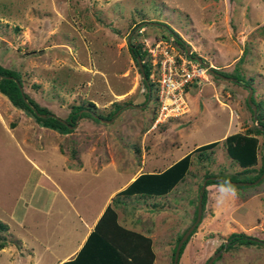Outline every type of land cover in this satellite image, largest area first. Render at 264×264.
<instances>
[{
  "label": "rangeland",
  "instance_id": "374dc122",
  "mask_svg": "<svg viewBox=\"0 0 264 264\" xmlns=\"http://www.w3.org/2000/svg\"><path fill=\"white\" fill-rule=\"evenodd\" d=\"M128 36L147 61L146 41L161 39L179 51L188 44L212 68L231 71L237 65L264 112V0H0V64L19 72L23 91L61 118L73 104L103 116L76 115L63 133L40 125L0 92V264H50L58 249L77 239L79 232L64 229L55 209L43 211L48 188L76 195L75 208L88 216L129 174L159 170L195 145L218 139L191 155L184 177L165 195L135 207L134 196L118 206L112 199L120 217L130 214L138 231L152 236L153 264H172V246L191 221L204 173L229 177L240 170L221 141L227 133H253L246 85L208 74L187 87L185 113L153 125L155 90L151 85L146 94ZM115 108L107 120L104 115ZM254 135L256 162L237 173L239 179L261 165L264 135ZM35 168L56 180L45 186ZM205 188L202 216L177 264H203L232 231L264 239V178ZM154 202L163 207L150 211ZM21 237L33 248L32 257ZM210 264H264V246L222 248Z\"/></svg>",
  "mask_w": 264,
  "mask_h": 264
},
{
  "label": "trees",
  "instance_id": "16d2710c",
  "mask_svg": "<svg viewBox=\"0 0 264 264\" xmlns=\"http://www.w3.org/2000/svg\"><path fill=\"white\" fill-rule=\"evenodd\" d=\"M169 30L175 36V39L180 42L181 39L178 33L170 27ZM127 46L131 57L135 63V55H139V58L142 60V70L144 74L142 80L145 87L147 88L146 94H148L151 92L150 90L151 85H153V82L148 80V64L147 60L143 58L145 55L144 50H142L139 45L137 46L136 44L130 41L127 42ZM183 50H185V48H183ZM189 56L192 57L195 56V54L193 52H190ZM241 58L242 53L236 59V63H238ZM212 69L221 73L224 76L234 77L235 80L233 81L238 82L242 85H246V87L250 86L249 82L241 76L237 65H234L231 71H224L216 68ZM17 83L21 85L19 72L13 68L6 67L0 64V92L6 96V98L12 105L29 112L33 116L34 120L44 127L55 129L59 132L64 133L70 130L72 126H69L68 124L73 125L74 121L72 120V118H74V116L76 115L88 116L94 120H98L100 117H103L99 113H93L90 108L84 105L73 104L70 106V110L68 111L67 115L63 118L64 121H62L54 115H48V113L52 112L45 105L39 104L25 91L21 93ZM251 90H253L252 87ZM23 96L25 98H23ZM250 99L255 104L256 109V116L255 118H253L252 109L246 102L251 112V118L256 122L252 126L253 133H240L237 131L231 132L227 133L221 141L228 156L231 157L234 161H236L237 164L240 166V170L237 171V173L248 172L255 164L257 158V137L254 134L261 133L264 135V112L261 110L259 104L253 99L252 93ZM33 109H35L36 112L45 113V115L41 116L34 112ZM116 109L117 108H115L112 112L108 113L107 115H104V117L110 118ZM218 142L219 140L216 139L197 144L190 151L182 154L176 160L172 161L169 165L159 171L140 172L123 188L119 189L115 193V195L113 196V200L120 196H126L134 193L144 195H161L168 192L179 180L184 177L190 164L191 155L194 152L210 149L214 147ZM263 165L264 153L261 155V165L259 169L255 173H253L249 178L239 179L236 177L237 173H234L229 177L222 176V178L239 181H251L258 177V175L263 169ZM212 175H217L219 177L221 176L213 172L204 173L203 178H206L205 185L209 183L233 185L232 183H227L224 180L219 181L216 179H212L210 177ZM263 178L264 175L262 178L259 179V181ZM205 197L206 188L204 187L201 197L200 217L202 216ZM195 213L196 204L194 205L192 211V218L190 223L195 218ZM196 224L193 226L191 231L188 233L187 237L181 243V246L178 251V257L182 251L185 242L189 238L190 234L194 231ZM0 226H2L1 222ZM186 227L176 236L175 242L171 249V260L175 244L180 235L186 229ZM249 244H261L262 246H264V239L245 233L243 231H232L224 237V240L218 244L216 249H219L222 246H224V249H228L233 245ZM2 245H4V243H0V247H2ZM154 256L155 254L151 248L150 237L141 232L126 228L122 224H120L117 220L116 211L110 204H107L98 219L96 220V222L94 223L92 229L87 233L86 237L84 238L82 244L77 249L75 254L72 257L61 261L59 264H153ZM218 256L219 254L216 256V258Z\"/></svg>",
  "mask_w": 264,
  "mask_h": 264
},
{
  "label": "built area",
  "instance_id": "2783aa9c",
  "mask_svg": "<svg viewBox=\"0 0 264 264\" xmlns=\"http://www.w3.org/2000/svg\"><path fill=\"white\" fill-rule=\"evenodd\" d=\"M170 43L165 44L161 39L145 43L150 55L148 80L153 82L157 101L153 125L185 113L187 87L211 74L208 66Z\"/></svg>",
  "mask_w": 264,
  "mask_h": 264
},
{
  "label": "crops",
  "instance_id": "0c3cea01",
  "mask_svg": "<svg viewBox=\"0 0 264 264\" xmlns=\"http://www.w3.org/2000/svg\"><path fill=\"white\" fill-rule=\"evenodd\" d=\"M64 167H69V166H64ZM64 167L62 166V169ZM70 167H74V166H70ZM75 168H77V170L78 169L80 170L81 168H83V166L78 165ZM163 168H161V169H163ZM35 169L38 170L39 173L43 176V184L45 186H49V184H52L56 180V179H53V178H49L48 174H46L44 170L42 172V169H37V168H35ZM161 169H159V170H161ZM159 170H140V171H138L135 174H129L127 176V178L119 186H116L113 190L110 189L108 192L104 193L105 195L103 196V198L97 201V203L95 204V207L93 208V210H91L89 212V214H87L88 216L82 215V213L78 210L79 208L78 209L75 208V206L73 204L74 203L73 202V195L74 194L71 195V197H70V194H71L70 191L67 192V191H64V189L58 187V188H55L56 192H57L56 193L55 190H52V189L48 188L50 194H45V200H43V211L45 213H48L49 211H52V209H55V211L61 215V220L60 221L63 222L62 227L64 229H68L69 233H71V232L74 233V231L75 232H77V231L79 232L77 239L75 240V242L70 244L69 247L67 246L66 248L61 249V250L58 249L59 253L55 256L53 262H51L50 264H59L61 261L65 260V259H68V258L72 257L75 254L77 249L82 244V242H83L84 238L86 237L87 233L92 229L94 223L96 222V220L98 219V217L102 213V211L105 208V206L107 204H110L112 206L113 196L115 195V193L119 189L123 188L128 182H130L137 174H139L142 171H159ZM168 192H166V193H168ZM166 193L161 194V195H165ZM75 196L76 195H74V197ZM133 196L137 198V201L132 205V206L135 207V204H137V205H139L140 203L144 204L145 201L149 200L152 196H160V195H144V194L134 193V194L126 195V196L123 195V196H120V197L116 198L115 199V203H116V205L117 204L122 205L123 202L124 203L125 202L126 203H131V199L130 198L133 197ZM47 199H48V201H47ZM84 200H86V199H84ZM152 204H153V206H152L150 211H153V210L155 211L156 209H159L160 207L161 208L163 207L160 204L157 205V206L154 205L155 202L152 203ZM57 205H59L58 208H57ZM64 208H66L67 210L64 211ZM113 208L116 211L117 220H118V222L120 224H122L126 228L138 231L137 227L135 226L136 221L132 222V219L129 216L130 214H128V216H126L124 214L123 217H120L119 211L116 209L117 207L116 208L113 207ZM130 208L132 209L133 207H130ZM119 209H120V207H119ZM131 209H129V210L131 211ZM136 209L139 210L140 208H136ZM63 211L65 212L64 214H63ZM143 211L145 213L147 212V210L145 208L143 209ZM162 211H165V210L162 209ZM64 218L67 219V220H65ZM73 218H75V219H73ZM73 220H76V223H74ZM70 221H71V223H70ZM77 223H79V224H77ZM59 224H60V222H59ZM138 232H141V233H143V234H145V235H147V236H149L151 238V248H152V250L154 252V248H153L154 241H153V238L150 235V233L146 232V231H144V232L143 231H138ZM21 241H22L23 245H25V249H27V250H25V252L30 254V256L32 257L33 254H34L33 248L28 247L27 244L25 243V240L22 237H21ZM58 242H59V244L60 243H64V241H61V240H58ZM58 242H57V244H58ZM43 247H44V250H50V248H51V246H48V242H46L44 240H43ZM22 253H24V252H21L19 254L21 255ZM154 254H155V252H154Z\"/></svg>",
  "mask_w": 264,
  "mask_h": 264
},
{
  "label": "water",
  "instance_id": "95a60500",
  "mask_svg": "<svg viewBox=\"0 0 264 264\" xmlns=\"http://www.w3.org/2000/svg\"><path fill=\"white\" fill-rule=\"evenodd\" d=\"M127 42H129V36L127 37ZM185 51L186 53H190V47L188 44L185 45ZM197 61H199L200 63L208 66V70L211 72V73H214L215 75L219 76V77H224V78H229L231 80H235L234 77L232 76H224L222 75L221 73L217 72V71H214L212 69L211 66H209L206 62H204L201 57L195 55L193 56ZM135 59H136V63H137V66L140 70V72L142 73V77H144V74H143V70H142V61L141 59L139 58V55H135ZM18 87L21 91V93H23V89H22V86L20 84H18ZM247 95H246V101H247V104L251 107L252 109V116L253 118H255V104L251 101L250 97H251V93H252V90H251V86H247ZM23 98H25L23 96ZM118 110V109H117ZM34 112H36L35 109H33ZM37 114L41 115V116H44L45 113H39V112H36ZM48 115H54L56 117H58L59 119H61L62 121L63 118L59 117L58 115L54 114V113H48ZM111 117L107 120H110ZM75 124V122L73 123ZM69 126H73V125H70L68 124ZM261 127V126H260ZM264 129V128H263ZM264 175V165H263V169L261 171V173L258 175V177H256L254 180L252 181H239V180H230V179H225V178H222V177H219V176H210L212 179H216V180H219V181H226L227 183H232V184H240V183H252V182H257L261 177H263ZM205 180L206 178H203L202 181H201V184L199 186V192H198V195H197V204H196V213H195V218L194 220L186 227V229L183 231V233L180 235V237L178 238L176 244H175V247H174V250H173V256H172V264H177V259H178V251H179V248L181 246V243L183 242V240L187 237L188 233L191 231V229L193 228V226L199 221V218H200V214H201V197H202V192H203V189L205 187ZM224 246H222L221 248L219 249H216L209 257L208 259L206 260V262L204 264H210L214 259L215 257L220 253V249H222Z\"/></svg>",
  "mask_w": 264,
  "mask_h": 264
}]
</instances>
